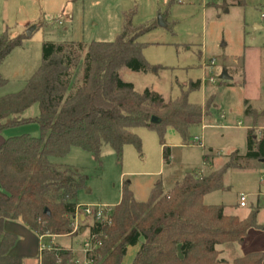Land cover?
Returning <instances> with one entry per match:
<instances>
[{"label":"trees","instance_id":"16d2710c","mask_svg":"<svg viewBox=\"0 0 264 264\" xmlns=\"http://www.w3.org/2000/svg\"><path fill=\"white\" fill-rule=\"evenodd\" d=\"M152 28L133 27L125 16L112 42H44L35 73L22 89L0 97V133L29 126L38 129L37 136L28 131L9 136L0 147V264L23 263L9 254L17 237L4 230L5 220L19 221L39 236L71 232L77 193L87 189V178L76 168L51 163L50 158H62L78 148L101 166L102 149L107 146L120 162L125 146L140 151L141 140L133 130L145 128L157 133L168 163L166 128L187 144L191 129L200 127L208 116L212 100L202 106L189 99L200 90L199 81H188L178 97L165 101L150 89L139 92L122 80L123 69L141 74L155 71L141 56L145 45L137 42ZM23 39L7 32L0 35V65L22 46ZM5 84L0 77V87ZM34 105L38 115L24 118ZM211 152L202 155L209 174L188 172L167 192L157 181L144 202L135 201L129 183L123 182L120 202L106 219L82 225L74 235L88 228L97 244L87 255L89 264H122L128 248L136 246L131 264H264L261 253L227 262L217 250L220 245L244 243L248 231L257 227L258 209L240 219L226 215L222 205L203 203L205 195L225 190L223 177L228 170L242 168L240 159L264 164V130L259 138L248 130L245 156L231 154L230 163L218 170H213ZM40 264L80 263L72 252L53 245V250L42 253Z\"/></svg>","mask_w":264,"mask_h":264},{"label":"rangeland","instance_id":"374dc122","mask_svg":"<svg viewBox=\"0 0 264 264\" xmlns=\"http://www.w3.org/2000/svg\"><path fill=\"white\" fill-rule=\"evenodd\" d=\"M262 13L264 0H0V35L7 32L12 38L24 36L22 46L0 65L1 78H14L0 87V96L18 90L20 66H39L44 42H112L120 33L125 16L131 18L133 27L153 26L137 42L145 45L141 56L155 71L141 74L123 69L122 80L133 84L139 92L149 88L165 101L178 97L188 81L200 80L201 89L191 93L189 99L202 103L212 100L217 108L212 107L202 123L219 121L221 111L224 114L221 124L193 135L187 144L167 127L164 143L171 152L168 163L164 162L157 133L145 128L133 130L141 140L140 151L132 145L125 146L120 162L107 146L102 149L101 166L89 153L78 148L64 158H50L51 163L76 168L86 176L87 190L77 197L80 203L115 204L121 196L123 182L129 183L135 201L144 202L157 181H161L167 192L187 171L209 174L208 166L202 161L203 146L197 142L191 144L195 137L202 138L206 148L226 150L235 146L240 153H245L244 128L221 126L244 121L245 99L255 110L264 108ZM209 60L214 65L204 78L202 66ZM221 75L230 79L221 80ZM36 113L35 106L25 115ZM29 127L19 131L27 132ZM227 154L212 152L213 170L230 163ZM259 168V174H263L264 165ZM230 171L223 177L225 190L209 195L205 203L223 205L228 215L247 214L249 210L239 209L235 204L239 194L249 195L250 200L258 190V175ZM260 220L264 222V214ZM86 223L93 224L90 219ZM263 235L259 232L255 239L249 237V247L236 245L238 251L244 252L241 256L253 250L264 253ZM64 242L68 243L69 239ZM44 244L53 246L48 241ZM230 247H221L222 255L233 260L236 254ZM135 249L129 248L123 264H131ZM37 251L36 241L32 239L25 246L20 244L13 254H20L23 264H35ZM82 256V253L75 254L79 262Z\"/></svg>","mask_w":264,"mask_h":264},{"label":"crops","instance_id":"0c3cea01","mask_svg":"<svg viewBox=\"0 0 264 264\" xmlns=\"http://www.w3.org/2000/svg\"><path fill=\"white\" fill-rule=\"evenodd\" d=\"M16 49H18V48H16ZM16 49H14V50H16ZM14 50L9 54V56L14 52ZM39 66H40V64H39ZM39 66H36V64H35V66L22 65V66L19 67L18 72H19V77L20 78H19V82H18V84H19L18 87L19 88H18L17 91H19L20 89H22V87L24 86V84L27 82V80L30 79V77L35 73V71L38 69ZM202 74H203V72H202ZM4 77L5 78L2 77V79H4L7 83L9 81L8 79H10L11 81H14V78L13 79L12 78H8L7 79L6 76H4ZM203 77H204V75H203ZM196 81H199L200 82V89H201V81L200 80H196ZM244 83L245 82H243L242 84H239V85H243ZM144 89H149V88H144ZM11 93H15V92H9V93L3 94L2 96L7 95V94H11ZM2 96H0V97H2ZM200 103L203 106L205 104V101H204V103H202V102H200ZM35 106L37 107V113L35 115H33V116H26L25 113L27 111H29L31 108L35 107ZM214 107L217 108V106H215L214 103H213V108H212L213 110H214ZM31 108H29L28 110H26L23 113L22 116L24 118L36 117L38 115V113H39L38 106L37 105H34ZM246 109H248L250 111L249 114H246L245 113V110ZM220 113H221L220 120L219 121H216L214 124H203V123H201L200 127L195 128V129H191V131H190L191 137L193 135H199V133L202 130L205 131L206 129H211V128L218 127L219 126L218 124H221L222 119H224V114L221 111H220ZM243 115H244V121L242 123L241 122H238L237 125H233V126H230V125L229 126H221V128H224V129H229V128H232V129H234V128L235 129L244 128L243 130L246 131V135H245V153H240L237 149H235V146H231V148H228L226 150L214 149L211 146H208L206 148L205 145H202L203 143H202V138H201V140L200 139L199 140H200V143H201V145L203 146V149H204L203 154H204V152L206 150H211L212 152L213 151H218V152H223V153L226 152V153H228L226 155L227 158H230L231 154H233V153L236 152L237 155H238V157H242L243 158L245 156V154H246V151H247V132H248V130L254 131V135H256V137H258V138L260 137L261 132L264 130V108L263 109H259V110H255L249 104V101L245 99L244 100ZM29 128L30 129L28 130V132L31 135H33V136H37L38 135V129H37L36 126L29 127ZM19 130H21V129L8 130V131H5V132L0 133V147L2 146V144L4 143V141L9 136H13V135H16V134H20L21 132ZM182 145H184V144H182ZM164 146L166 147V144H164ZM160 148H161L162 155H163V146L160 145ZM73 149L74 148H71L70 151H69V153ZM169 151H170V149H169ZM212 152H211V154H212ZM64 157H62V158H64ZM170 157H171V152H170ZM57 159H59V158H57ZM239 162L241 163V165H242L241 167L242 168L241 169H231V170H234L233 172H248V173L256 174V175H258V177L260 175L259 172H258L260 170L259 167L262 166V165H264L262 162H259V161H256V160L240 159ZM246 166H249V167L246 169L245 168ZM188 172H191V171H187L186 173H188ZM229 172H231V171L228 170L226 173H229ZM258 186H259V184H258ZM259 188H260V186H259ZM259 188H258V190H256V192H253L252 193V196L250 197V200H249V204H250L249 207H247V208H241V207H239L238 201L235 204V207H238L239 209H245V211L246 210L251 211L252 209H258V214H257V217H256L257 227L256 228H252V229H250L248 231L247 237H246L244 243H242V244H232V245H220V246H218L217 247V250L219 251V258L220 259H223V260H225L227 262H232L234 260V259L233 260H229V259L225 258L222 255V248L221 247L224 248L225 246H231L230 248L233 249L234 252H235V254H236L235 259L236 258L243 257V256H245V255H247L249 253H261L262 256H263V262H264V253L262 251L253 250V251H250L247 254L241 256L242 253H244V252L238 251V249L236 248V245H239V246H248L249 247L250 246L249 245V237L255 239L256 237H258L259 232H262V234H264V222L260 220L261 215L264 214V208L263 207L260 208L258 206H255V204L258 202V199H257L256 195H257V193L261 189V188L260 189ZM83 191H85V190H83ZM80 192L81 191H79L78 193H80ZM216 192H218V191H216ZM78 193H77V197H78ZM213 193H215V192L209 193V194H207V195L204 196L203 203L205 205H207L205 203L206 198L209 195L213 194ZM77 197H76V203H77V205H94V204H96L94 202H84V203H80V202H78ZM120 199H121V196L118 198V200H117V202L115 204L101 203V205H104V206H107V207L112 208V207H114L115 205H117L120 202ZM208 206H213V205H208ZM224 213L226 214L225 208H224ZM249 213H247V214L246 213L245 214H239V213L236 212L234 214H229V215H231V216H237L240 219H246ZM226 215H228V214H226ZM85 224H87V223L85 222ZM87 229L86 230H81L80 234L77 235V236H74V235L73 236H45L42 239V242L44 243V241H48L52 245H56V246H58V247H60L62 249H66V250H70V249L76 250V254H77V251L82 247L83 243L89 238V230H87ZM4 230L6 232H9V233L14 234L17 237V240H16V243H15L14 247L9 252V254L12 255V256H17V257H20L21 258L20 254H13V252L16 250V248L20 244H22L23 246H25L28 243V241L30 242L32 239L36 241L37 247H39V238H40V236L37 235L35 232H33L32 230H30L27 226H25L24 224H22L19 221L5 220L4 221ZM65 239H69V242L68 243H65L64 242ZM130 248H132V247H130ZM134 248H136V249H135V252H134V254L132 256V259H133L135 253L138 250V246H136ZM128 251H129V248L127 250V254H128ZM37 253H38V256H37V261L35 262V264H40L39 252L37 251ZM127 254H126V256H127ZM83 258L84 257L82 256V260L81 261H83ZM123 262H124V259L122 261V264H123ZM131 262H132V260H131Z\"/></svg>","mask_w":264,"mask_h":264},{"label":"built area","instance_id":"2783aa9c","mask_svg":"<svg viewBox=\"0 0 264 264\" xmlns=\"http://www.w3.org/2000/svg\"><path fill=\"white\" fill-rule=\"evenodd\" d=\"M261 17L264 19V13L261 14ZM214 65L213 60L207 61V63H204L202 66V72L205 78L206 73L211 72V68ZM205 80V79H204ZM212 82V81H211ZM191 142L193 145L195 142H197L200 146V140L198 137H195ZM196 143V144H197ZM258 182L260 188L264 187V173L260 174L258 177ZM258 202L255 204V206L258 207H263L264 208V190H261L257 193L256 195ZM238 205L241 208H247L250 206L249 204V195L247 194H239L238 197ZM111 212L110 207L104 206V205H99V204H94V205H77L74 215L72 217V223H71V232L67 236H73L75 235L80 227L82 225H85V222L87 219L92 220V222H101L106 219V216ZM106 213V214H105ZM81 218H83V221H81ZM45 236H40L39 238V247H38V252H39V259L41 260V255L44 251H50L53 250V246H47L42 242V239ZM97 247V244L94 243L93 239L89 238L83 243L82 247L77 251V253H82L83 254V261H77V263L80 264H89V260L87 259L88 253H91L95 248ZM70 252L73 253V255L76 254V250H69Z\"/></svg>","mask_w":264,"mask_h":264},{"label":"water","instance_id":"95a60500","mask_svg":"<svg viewBox=\"0 0 264 264\" xmlns=\"http://www.w3.org/2000/svg\"><path fill=\"white\" fill-rule=\"evenodd\" d=\"M27 33L29 34L30 30H28ZM220 78H221V80H229L230 79V77L227 75H221ZM151 122L157 123V120L155 118H152ZM46 213L48 214V211H46ZM81 221H83V218H81Z\"/></svg>","mask_w":264,"mask_h":264}]
</instances>
